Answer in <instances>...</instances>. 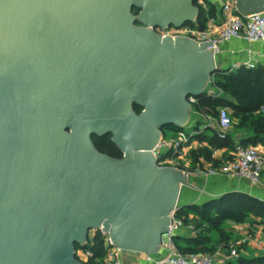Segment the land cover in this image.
Wrapping results in <instances>:
<instances>
[{"label": "water", "instance_id": "95a60500", "mask_svg": "<svg viewBox=\"0 0 264 264\" xmlns=\"http://www.w3.org/2000/svg\"><path fill=\"white\" fill-rule=\"evenodd\" d=\"M195 2L0 0V264H85L75 246L100 229L129 254L159 252L190 183L153 151L218 67L214 42L154 29L192 23ZM108 135L122 159L96 148Z\"/></svg>", "mask_w": 264, "mask_h": 264}, {"label": "built area", "instance_id": "2783aa9c", "mask_svg": "<svg viewBox=\"0 0 264 264\" xmlns=\"http://www.w3.org/2000/svg\"><path fill=\"white\" fill-rule=\"evenodd\" d=\"M197 6L200 13H203L206 18V29L200 30L199 17L192 23H189L181 28L168 26L164 29L155 28V32L163 38L167 36L176 39V37L189 38L198 43L214 42V47L211 49L214 52L216 62L217 56L221 53V47L233 41H245L251 44L264 45V12L256 14H244L238 5V0H220V7L217 8V13L211 17L209 15L208 0H197ZM215 28L216 33L213 36L210 29ZM248 69H256L261 66L260 61H248L245 65ZM239 67H234L232 70H237ZM214 77L211 78L210 84L206 92L210 95L217 94L213 87ZM189 102L195 106L198 104L197 98H189ZM193 113L203 117L204 122L202 129H211L219 139L225 140L230 135L233 127L231 114L227 108L218 109L217 117L213 115H203L197 111ZM191 122V121H190ZM189 122L182 129L173 132L172 137H167L162 131V136L159 144L156 146L153 154L157 160V164L164 168H175L188 174L185 162L187 161L189 150L196 141L195 137L200 133L198 122ZM189 128L191 132L186 129ZM197 176L214 177L225 176L245 182L250 187H258L263 183L264 177V151L254 146L244 147L241 144H236L234 150L230 154V158L220 167L215 168L212 165L207 167L198 166L193 171ZM189 175V174H188ZM181 209L179 205L171 214V224L169 232L163 236V241L160 250L156 254L145 255L146 261L149 264H229L241 258V249L249 244V241L237 240L229 242L228 245H223L217 248L213 253H194L183 254L177 244L176 237L181 230L188 228L195 237L198 232L193 226H186L182 218L178 216V211ZM97 232H101L104 236L106 257L105 264H123V256L127 253L113 244L109 236L105 235L100 229L99 231L90 232L89 241H91ZM264 244L263 242H261ZM86 245V246H87ZM92 257L89 250L81 249L77 252V259L82 263L87 262Z\"/></svg>", "mask_w": 264, "mask_h": 264}, {"label": "trees", "instance_id": "16d2710c", "mask_svg": "<svg viewBox=\"0 0 264 264\" xmlns=\"http://www.w3.org/2000/svg\"><path fill=\"white\" fill-rule=\"evenodd\" d=\"M195 4L197 5V0ZM209 7V15L213 17L217 13V6L209 2ZM133 13L137 15L138 11L134 10ZM198 20L200 30H205L206 18L203 13H200ZM213 77V87L217 94L210 95L205 92L198 98L195 109L203 115L217 117L218 109L227 108L232 121L236 122L234 129L237 133L240 132V144L244 147H264V66L256 69H248L246 66L237 70L218 69ZM134 110L137 114L142 112L138 106H134ZM172 129L177 131L179 128ZM205 131H211L213 135L209 136ZM195 139L206 143L207 147L190 152L192 171L201 164V160L215 168L222 165L213 159L212 149L228 148L233 151L235 148V137L230 134L227 139L221 140L211 129L200 132ZM93 142L99 152L115 159L123 158L121 151L112 142V135L103 139L94 137ZM178 216L184 220L186 226L191 225L198 232L195 237L185 240L187 246L181 245L180 238L176 237V244L183 254L213 253L217 249L216 246H210L212 239L209 234L213 232L218 234L220 244L228 245L231 238L224 229L227 222L242 225L253 218L258 219L264 233V202L244 193H229L201 206L181 207ZM75 249L77 252L81 249L91 252L92 257L85 264H105L107 252L101 232H97L86 247L76 245ZM229 264H264V256L241 257Z\"/></svg>", "mask_w": 264, "mask_h": 264}, {"label": "crops", "instance_id": "0c3cea01", "mask_svg": "<svg viewBox=\"0 0 264 264\" xmlns=\"http://www.w3.org/2000/svg\"><path fill=\"white\" fill-rule=\"evenodd\" d=\"M208 2L220 7V0H208ZM210 33L215 36L216 29L211 28ZM258 60L261 66H264V45L263 44H251L245 41H233L231 43L225 44L221 47V53L217 56V67L220 70L233 69L234 67L245 66L248 61ZM194 111H197L194 110ZM198 112V111H197ZM199 113V112H198ZM193 122H198L200 126V132H203L204 119L202 116L193 113L191 119V124ZM207 135H213L211 131H205ZM240 132H236L235 129L231 131V135L235 137V145L240 144ZM207 147L206 143H201L196 140L193 142L190 152L193 150H198L200 148ZM261 151H264L263 146H257ZM213 159L215 161L224 164L230 158L232 150L228 148L223 149H212ZM190 152L188 154V159L185 162L186 170L192 171L193 165L190 159ZM188 164V165H186ZM191 165V167H190ZM212 165L210 163L201 160V164L198 166L207 167ZM197 166V167H198ZM194 171V170H193ZM189 172V183L190 187H184L182 190V195L180 199L181 207H188L191 205H203L211 200L218 199L229 193H244L252 196L260 201L264 202V177L263 183L258 187H250L247 183L241 182L234 178H229L225 176H214V177H204L197 176L194 172ZM192 186V187H191ZM193 216H190L192 219ZM224 229L228 236H230V242L237 240H247L249 244L241 249V257L244 258H255L259 256H264V244L261 243L264 240L263 227L260 225V220L251 219L247 223L238 225L231 222H227L224 225ZM217 234V233H215ZM180 244L187 246L185 243L186 239H191L193 233L188 229L184 228L181 230L179 235ZM212 239V244L210 246H216L219 248L224 244H220L219 236L209 234ZM123 264H149L146 261V257L143 254H129L126 253L123 256Z\"/></svg>", "mask_w": 264, "mask_h": 264}, {"label": "rangeland", "instance_id": "374dc122", "mask_svg": "<svg viewBox=\"0 0 264 264\" xmlns=\"http://www.w3.org/2000/svg\"><path fill=\"white\" fill-rule=\"evenodd\" d=\"M262 112H263V114H264V109L262 110ZM236 124V122H234L233 121V127H232V130L234 129V125ZM169 128H171V127H167V128H165V130H164V132H165V134H166V136L167 137H172L173 136V132H172V130H170ZM188 132H191V130L189 129V128H187L186 129ZM186 165H188V164H186ZM190 167H191V165H190ZM93 233H94V231H92ZM91 232V233H92ZM213 235H215V236H217L218 234H215V232H213Z\"/></svg>", "mask_w": 264, "mask_h": 264}, {"label": "flooded vegetation", "instance_id": "af4514ba", "mask_svg": "<svg viewBox=\"0 0 264 264\" xmlns=\"http://www.w3.org/2000/svg\"><path fill=\"white\" fill-rule=\"evenodd\" d=\"M137 26H141L139 23H137ZM104 138V137H103ZM103 138H101V139H103Z\"/></svg>", "mask_w": 264, "mask_h": 264}]
</instances>
